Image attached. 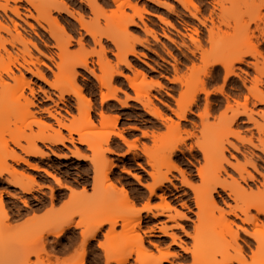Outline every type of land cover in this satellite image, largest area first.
<instances>
[{
  "label": "bare ground",
  "instance_id": "obj_1",
  "mask_svg": "<svg viewBox=\"0 0 264 264\" xmlns=\"http://www.w3.org/2000/svg\"><path fill=\"white\" fill-rule=\"evenodd\" d=\"M3 1L4 4L0 3V13L6 15L7 12H10L16 18H20L19 8L17 6L18 3L25 2L31 6L37 14L35 22L43 30H46L49 36L55 40L54 42L56 43V49L59 52L57 55L59 64L56 66L58 67L59 71L66 72L64 73L65 75H62L63 77L61 76L60 79L54 82V84H51L52 87L50 85L49 86L57 91L58 98L61 101L64 100L65 96L68 95H72L75 98V103L78 109L77 111H79L80 114L84 113L85 115V126L74 128L71 125H66L55 116L51 115L48 110H46L45 112L55 120L56 125L60 129L67 132V136H64L60 130H52L51 126H48L41 120H35L33 118L34 116H32L29 108L33 107L34 103L29 98H27L23 92L24 89L27 88L30 91L32 97L34 96V92L32 89H29L30 83L25 79L24 74L20 71V69L25 70L26 73H30L41 82L48 83L39 69L32 71L29 68V65L34 66L35 64L44 66L43 62L39 61L38 59L35 61L36 63L31 61L29 47H32V49L34 48V50H36L39 55H44L38 50L36 45L30 39H27L17 30L18 25L16 23L9 21L11 22L14 30V32H11L10 28L8 27V23L0 14V179L4 176H7L6 181L10 187L19 190L23 194H31L35 190L34 187L38 186L35 177L26 174L23 171L16 170L14 166L8 164V161L12 162V164L14 163L17 166L23 165L31 171L42 173L45 177L51 179L59 189L69 191V201L74 202V205L81 206L84 201L83 193L85 188H83V190L81 192L79 191L78 193L75 191V189L71 188L67 184H64L60 177L39 167L36 164H31L23 157L25 156L27 158L44 160L48 157V155L44 152V149L42 150L37 146L38 143L42 144L46 150L52 152V149L47 147V145L64 146L65 142L71 143L72 137L75 135L77 137L78 143L84 145L87 151L93 153V158H88L81 155L78 150L75 149L74 153H72L73 155H71L77 162H87L88 166L90 167L89 171H92L93 174L91 188L99 194L108 191H113L114 193L118 192L119 195L122 194V197H124L126 200L125 205L127 204L131 207V211L135 212V217L130 218L132 220H125L124 218L110 219L107 215L100 213L96 207H92L87 213L78 212L77 214L68 216L62 221L60 226L53 227L52 224H47L39 230L29 231V233L24 235V238L27 241V245L25 247H0V264H29L31 261H34L31 260V258L35 259L34 264H42L44 261H48L47 264H49V260H52L53 256L55 263L58 262V260H56L57 258L63 260V262L65 261L64 259L68 258L71 260V264H88L89 261L87 262V258H89V252H91L90 246L92 242L96 241L97 237L102 234L101 231L104 229V227H107L106 232L102 235V240L104 241L96 242L97 245L95 246V249L99 251V253L102 254L101 256L104 258L103 264H127L132 253H135L134 256L136 257V260L134 261L141 262L143 264H172V258H176L177 256L176 254L173 255V253H170L169 249L175 246L179 248L181 244L179 245L180 242L178 243V235L172 233L173 231L171 232L170 230L180 229L184 232V229L181 225L179 226L176 223L173 226L167 227L161 223H158L159 226L155 225L154 228L148 227L149 230L146 231L149 233V236L157 235V238L165 237L170 240L169 246L165 247L166 249L164 251H161L162 249L159 250L158 245L157 247L155 244H152V247L157 250L158 256L146 251L142 244L143 238H140L141 236L137 234L134 236L136 238H133V236L129 235L133 239L130 237L131 240L128 241V243H126V239H128L127 237L129 236L124 234L126 235L123 237V239L125 238V242L121 238L124 243L121 241L122 244H120V242L119 244H116L118 241L117 239H115L116 242H114L115 240L112 241L116 231L114 229L116 226H119V228H122V230L124 229L125 233L126 228L129 227L131 222L140 220L141 212L150 213L151 217H153L155 220L158 218H167V220L171 221H174L175 218H179V220H186L187 216L185 217V215L178 212L176 208L174 209V207L168 203V200H165V195L163 196V194H157L160 200L159 203L161 204L152 206L149 202H146L144 205L140 206V208H136L128 192L123 188L124 186H122V183L117 180L115 183L112 181L111 176L116 165L114 164V161L111 159L107 160L105 156L106 154H109L116 155L120 158L129 154L136 155L135 151L138 148L130 144L120 132L109 131L103 134L83 133L84 128L93 127V120L91 121L90 118L91 102L84 96L83 87L76 82V78H78L80 75L76 72V69L78 68L93 76L95 81L99 84L101 104L114 102L124 109L128 107L127 101H133L134 103L140 105L146 114L150 115L154 119L163 121V113H161L157 107L152 105L150 100V88H161V85H159L158 82L156 83V81L145 83L146 85L144 86V89L145 91L147 89V91L144 94H141V88L144 84L137 83V80L139 77L143 78V74L137 70L132 71V69V76H127L122 71L118 70V65H123L130 70L132 66L130 67L128 56H136L134 55L135 53L133 48H130V50L128 49V51L125 53L121 52V46L124 41L123 43H119V45H116L115 43V37L118 35L123 38V40L132 41V43L133 39L134 42L137 41V39L134 37L130 38L132 35L129 31V27L136 26V22H134L133 19L134 16H126V13H121L123 11L121 10L123 9L122 7L126 6V8H128L127 6L130 4L129 1L108 0L115 4V6L118 3L121 4L116 6V10L114 9L115 11H119H117L119 15H117L118 13L113 10H110V15H107L104 12L105 9L103 10L99 3L100 0H78L79 10L82 11L83 6L88 8L91 11V14L94 15V21L96 22L95 24H97L96 26H90L88 22L84 20L85 17L82 12L79 11L77 13L71 10L70 6L68 5V1L73 3V0ZM147 1L159 7H163L169 12H174L173 7H169V5L167 6L165 3H161L157 0ZM174 1H176L184 11V14H182L183 18L189 19L187 23H184L186 31H189L196 36L198 35L196 23L194 24V22H197L201 27L206 28L207 41L205 42L208 45V51L206 50V46H204L200 40L194 39L195 37L193 38L190 34L186 33V36L190 41V47L193 48L194 52H201L202 61H205L209 58V53H227L226 56L224 55L225 57L217 53L218 56L221 55L223 58L219 56L220 58L218 57V59L213 60V62L210 63L208 67H205V69L202 70V76L204 80L202 79L196 81L190 85L185 82L184 83L186 85H184L182 82L183 80L181 81L179 78L176 80L178 83L180 82V84H183L187 90H185L186 92L182 93L180 98L176 100L178 111H176L175 115L177 119L179 121H185L187 115L192 113V108L196 105L199 95H203L206 103L203 113H200L199 118L201 119L200 121L202 122L201 125H203V127L209 126V124L206 123H208V120L212 114V109L210 108V103H208L207 98L212 95L215 96V94L225 96L224 91L217 92L214 89L211 91L210 95L206 91L208 87L206 80L213 78V73L218 67H220L222 71V85L225 87L229 84L231 91L240 93H237L238 95L235 94V96L232 94L233 97L238 96L239 98V96L242 95V89L246 91V94L243 95V98L241 97L242 101L239 99L241 102L237 99H232L233 105H231L229 102V96H225L226 106L223 108L225 110L223 113L220 111L217 115L219 128L216 126L217 132H214V134H218V136L216 135L214 138H210V140L204 145L197 144L199 153L205 159V164L202 167L200 166V168L198 167L197 169L198 179L200 180L202 184L201 186L205 191L203 194L197 193L199 191H197V189L194 188V186L189 181L188 177H191L190 174H187L182 169L177 171V164L175 161L170 159L173 154H175L174 152H176L173 149L179 144H183V139L171 148L169 152L170 155L168 154L170 158H166V164L162 163V165H158V162L154 159L155 156L148 155L146 153V149L142 151L144 156L148 155L147 159H149V162L151 160L150 164L152 165H149L152 167L154 172L150 176L153 183L150 186L146 185L145 189L148 190V197L151 199L157 190L162 191V188H166V184L169 185L172 183L170 178H168L170 172L178 173L182 178V180H180L182 186L192 190L193 203L195 209L197 210L195 215L197 217L198 226L196 225L197 227L194 229V236H191L193 242L196 243L201 237L207 235L216 239L215 241L218 240L216 243H213L214 245H219L225 242V240L222 239H224L226 236L229 238L228 244L225 243V246L223 247L216 248L214 245L212 246L210 244L205 248H202L204 253H211L212 250H216L215 254L218 253L221 256V261L210 262L209 264H248L249 261L252 264H264V222L262 223L258 219V216L264 217V174L262 173V171H264V126H259V123L257 124V117H260V121L264 122V112H255L248 108L250 106L249 104L255 107H264V89H261L262 85L264 84V51L261 50L262 44H264V13L261 14L262 12H260L258 9L262 8L264 11V2L260 7H254V4L256 5L257 3H255L254 0H211L209 3L211 10L208 12L207 17H203L201 15L202 12L200 10V4H197L195 0ZM246 1H251L249 2L248 6L251 8L253 6V9L257 10L251 16L249 15L250 18L246 17L248 18L246 22L242 20L243 22L239 23L241 15H244V13L248 15V11H241L239 12L241 14L240 15L237 13L238 11L236 8L242 4L245 5L247 3ZM258 1V4H260V0ZM225 2H228L236 7H231V9L236 10L233 12V16L235 17L231 16L232 19L231 17H228V19L225 16V12L227 16L232 14V10L231 12L229 9L226 11L227 8L225 9ZM252 2L253 4H251V6L250 3ZM9 3H12L13 6H10ZM131 6L132 5L129 6L130 9L132 8ZM133 7L134 8L131 10L142 23L143 10L137 9L136 6ZM53 13L64 14L72 18V20L79 26V30H82L85 33V36H89L94 43L98 44L97 46H99L100 51L96 52L97 56H94L97 58L96 64L99 68V75H96L94 70L89 67L90 64L88 62V54L86 55L84 52L83 54L69 53L67 47L71 45L70 43L74 39L65 29L64 25H62L60 20L53 17ZM235 14H239L240 18ZM101 17H106L105 20L107 23L109 20H114L117 22L113 23V21L112 23L114 25L111 24L110 26L106 23L104 28H100L98 22ZM157 17V19H159V16ZM159 20L163 22V19ZM216 21L218 22L216 23ZM41 23L46 25L47 29L44 28ZM165 23L166 25L173 28L169 22ZM26 25L33 30L31 25ZM73 28L75 29V26ZM223 28L230 30L231 34L229 33V35L226 31L224 32ZM222 31L225 33V36L226 33L228 34L226 36L227 38H223L222 35H220V33H223ZM152 33L150 30L145 29V34L152 35ZM219 36H221L223 39L221 37L219 38ZM102 38L106 39L111 44L115 43L114 46L119 50L118 54L114 56L117 62L115 65H112L110 61L106 59L105 52L103 50L104 48L100 45V40ZM76 42L79 47L83 49L84 44H82V40L79 39ZM6 45H9L13 50L8 51L6 49ZM16 47H19L20 49H16ZM217 55L215 54V56H212L216 58ZM247 58H251L253 60L251 66L254 68L255 72V76L250 79H247L245 74V76H243V71H241L239 67L236 66L245 64ZM27 59L30 60L28 61ZM14 70L18 72V75L14 73ZM225 76L227 77V80L224 79ZM11 83L15 84L13 88V84L11 85ZM238 83L240 86H237ZM124 87H126L127 90L129 89L133 91V97H130L127 92H125L123 89ZM119 94L123 95L125 98H123L124 101L119 99ZM233 97H230V99ZM220 113L222 114L220 115ZM227 113H230L228 115L230 117L227 116ZM99 117V124L101 127H105V129H108L107 127H109L111 130L116 128L115 125L118 119L117 116L110 114L105 116L103 113H100ZM242 119L245 120L241 121ZM238 122L241 125H252L257 136H254L251 133L250 128V130H246L247 134H250L249 137L241 136L239 130H234V126H237ZM18 123L20 125H18ZM175 125L172 126L173 128L177 129L179 126L178 124ZM33 126L36 127V130H34ZM222 132H224V137L221 135L223 134ZM185 134L186 138L192 137L193 135V133L189 134V132ZM143 135L146 134L144 133ZM228 138H233L238 143H240L242 147H247V149H249L247 155H242L246 160L243 164L238 162L231 164L228 158L225 156L226 152H228V148L232 149L238 154L242 152L240 151L239 147L233 143H230ZM116 140L120 141V143L125 146L126 151L122 153L114 152V150L110 147V143ZM9 145H12L15 147V149L19 150L20 154L23 156L10 148ZM253 151L259 152L261 156L256 155L253 153ZM55 157L57 160L66 159V156L62 155H56ZM231 158L234 159V156H231ZM260 162L263 164V167L259 165ZM139 164H137V166H140ZM226 167H229V169H232V171L237 174V179H240L243 185L247 181L256 180L254 175L261 176L262 182L260 183L259 187H255V190L251 187L242 186L238 180L231 178V176L228 174V171L226 172ZM163 169L165 172H162ZM121 172L127 176H132L138 185H142L137 176L129 175L130 172L128 170L123 169ZM222 174L227 175L230 181H227L224 179V177L221 179V176H223ZM116 184L121 187H116ZM38 188L41 187L38 186ZM218 190L225 193L227 198L233 200L235 206L229 207L225 205V202L223 205L228 211H226L225 208L219 206L218 202L216 203V199H214V194H217ZM86 192L84 194H86ZM24 205H26L25 202H23V206ZM181 207L186 208L184 204ZM5 209L6 208L3 203L2 193L0 192V212L2 213V216L0 217V241L8 239V236H11V234L13 237V234L16 232V230H14L16 228L10 224V222H13L12 217L8 215ZM252 211L255 212V214H252ZM209 212L217 213L219 218L214 222L201 224V218ZM172 214H175V217L172 216ZM228 216L239 220L242 225L248 226L249 229L244 228L245 226H236L233 224L234 222H230V220L226 218ZM118 223L121 224L118 225ZM233 226L236 227L233 228ZM136 227L139 228L137 225ZM67 232L71 233V235L69 238H67L68 240L66 244L61 245L62 243H60L59 245L58 240ZM240 233L256 243V251H254V254L248 256L245 253L244 247L237 244V239L239 238ZM121 234H123V232ZM50 236L54 238L52 244H50L49 241L48 243L46 242L47 237L49 238ZM219 237L220 239H218ZM134 242L135 244L137 243L136 246L134 245ZM227 249L237 250L238 256L229 257ZM182 251L187 253L188 250L182 249ZM53 262L52 264H54ZM96 264L98 263L96 262Z\"/></svg>",
  "mask_w": 264,
  "mask_h": 264
},
{
  "label": "rangeland",
  "instance_id": "obj_2",
  "mask_svg": "<svg viewBox=\"0 0 264 264\" xmlns=\"http://www.w3.org/2000/svg\"><path fill=\"white\" fill-rule=\"evenodd\" d=\"M120 1H124V0H120ZM128 1L130 3L129 6L132 5L131 6L132 8H134L133 6H136L137 9L143 10L142 23L139 21L137 16L134 15V12L131 10L132 8L130 9L129 6H127L129 8L128 9L126 8L125 5H124L125 7H122L123 9L120 8L121 10H123L122 12L121 11L120 12L126 13L125 14L126 16H131V17L134 16L133 19L134 22H136V26L129 27L130 34L132 35L131 37L130 36L129 37L130 38L134 37L137 39V41L135 40L136 42H134L133 39V43H132V41L123 40V38H121L119 35L115 37L116 45L117 44L119 45V43H123L124 41V43L121 46L122 53H125L126 51H128V49L130 50V48H133L135 53L134 55H136V56H128V62L130 64V67L132 66L130 70L123 65H118L119 68L118 70L122 71L127 76H132V71L134 70H137L143 74V78L139 77L137 80V83L144 84L141 88L143 90V91L141 90L142 92L141 94H144L147 91V89L146 91L144 89V86L146 85L145 83H149L150 81L152 82L156 81V83L158 82L159 85H161V88H157V87L150 88V95H151L150 100L152 102V105L157 107L161 111V113H163L162 114L163 121L152 118L150 115L146 114V112L144 111V109H142L140 105L134 103L133 101H127L128 107L124 109H122L120 105L114 102L101 104L99 84L95 81L93 76L89 75L88 73L84 72L82 69L78 68L76 69L77 70L76 72L80 75L78 76V78H76V82L83 87L84 96L88 98L91 102L90 118L91 121L93 120L92 121L93 127L84 128L83 133L103 134L109 131L122 133V136L125 137L130 144L136 146L138 149L135 151L136 155L129 154L120 158L116 155L106 154L105 158H107V160L111 159L112 161H114V164L116 165L111 176L112 181L115 183L117 180L120 183H122V186H124L123 188L128 192L135 207L137 206V204L140 203L145 204L146 202H149L150 205L152 206L161 204L159 203L160 200L157 194L159 195L163 194V196L165 195L164 196L165 200L166 201L168 200V203L171 206H173L174 209L176 208L178 212L184 214L185 217L187 216L186 217L187 219L179 220V218H175L174 221H171V220H167V218H158L155 220L153 219V217H151L150 213L141 212L140 213L141 218L139 220L140 222L137 220L131 222L129 227L126 228L125 233H124V229L122 230V228L116 226L114 229L116 230L115 236H113L114 233L112 234V236L114 237L112 241L117 239L118 241L116 244H119V242L120 244H122L121 241L123 237H125L126 235L128 236L131 235L133 236V238H136L134 236H136L137 234L141 236L140 238H143L142 244L146 249V251L150 252L155 256H158V252L155 248L152 247V244H155L156 246L158 245L160 247L159 248L157 246L158 249L159 250L162 249L161 251H164L166 249L165 247L169 246L170 240L165 237L157 238L156 237L157 235L149 236V233L146 230H149V228H154L155 225L159 226L158 223L159 224L161 223L167 227L173 226L174 224L177 223L179 226L180 225L182 226L184 232L183 230L180 229L170 230L171 232L173 231L172 233L178 235V236L176 235L179 238L178 243L180 242L179 245L181 244L179 248L175 246L172 247L173 249L172 248L169 249L170 253H173V255L176 254L177 257L179 256L178 258L177 257L172 258L171 260L172 264L175 263L190 264V262H192V264H209L210 262L221 261V256L218 253L215 254L216 250H212L211 253H204V250L202 249L210 244L213 246L214 245L213 242L216 243L218 240L215 241L216 239L209 237L207 235L201 237L200 240L197 241L196 243H194L192 240L191 236H194L193 235L194 229L198 226L197 217L195 215L197 213V210L195 209L193 203L192 190L182 186L180 181L182 180V178L178 173L170 172L168 178H170V181L172 183L170 182L171 184L169 185L166 184V188H162V191L157 190L155 195L152 196L151 199H149L148 197L149 192L145 188L146 185L150 186L153 183L150 176L154 172L152 167L150 166L152 165L150 164L151 160L149 162L147 156L148 155L155 156L154 159L158 162L157 163L158 165H162V163L166 164L167 163L166 158H170L169 152L171 148L176 144H178V142L183 139L184 140L183 144H179V145L187 144L188 147L186 152L179 153L180 157H182V162L184 164L182 170H184L187 174H190L191 177L190 178L188 177V179L191 182V184L194 186V188H196L197 191H199L197 193L203 194L205 191L203 190L201 186L202 184L198 179L197 169L198 167L200 168V166L202 167L205 164V159L199 153L197 144L204 145L210 140V138L212 139L216 135L218 136V134L215 135L214 132L215 131L217 132L216 126L217 127L219 126L217 121L218 118L217 115L219 114L220 111H222L223 113L225 110L223 109L224 106H226L225 96H229L228 97L229 102L231 105H233L232 99H237V100L240 99L242 101L243 95L246 94V91L242 89L243 92L242 95L239 96V98L238 96L233 97V95L235 96V94L238 95L240 93L231 91L230 89L231 87L228 84L227 86L224 87L223 90L225 96H221L217 94H215V96L213 95L209 96L207 98V101L208 103H210V108L212 109L211 113L213 115L211 114L208 123H206L209 124V126L207 127H203V125H201L202 122L200 121L201 119L199 118L200 113H203V109L206 103L205 98L203 100L200 99L201 97H204L203 95H199V97L197 98L198 101H196V105L193 106L192 108V113L187 115L186 120L179 121L175 115L176 111H178L176 100L180 98V95L182 93L187 91L184 86L186 85L185 83H188L190 85L196 81L202 79L204 80L202 76V70L205 69V67H208L210 63L213 62V60L218 59V57L221 55L226 56L227 53L224 52L223 54H221L220 52L219 53L217 52L218 54L221 55L218 56L217 53H215L217 55L216 58L213 57L215 56V54L209 53L210 54L209 58L206 59L205 61H202L201 52H194L193 48L190 47V41L186 35L190 34L193 38L195 37L194 39L200 40L202 44L206 46V50L208 51V45L205 42L207 41L206 28H203L197 22H194V24L196 23V27H197L196 29L198 30V35L196 36L191 32L186 31V27L184 23L185 22L187 23L189 19L183 18L182 14H184V11L176 1L157 0L161 3L167 4V6L169 5V7L170 6L173 7L174 9L173 13L167 11V9L163 7H159L155 4L150 3L147 0H128ZM195 1L197 4H200V10L202 12L201 15L203 17L204 16L207 17L208 12L211 10V6L209 5L211 0H195ZM254 1L255 3L257 2L256 5L254 4V7L255 6L260 7L264 2V0H260V4H258L259 3L258 0H254ZM249 2L251 1H248L245 5L242 4L240 6H237V8L234 5L225 2L224 5H226L225 6V9L227 8L226 11L229 9V11L231 12L232 10V14L227 13L230 16H227L226 12H225V16L227 18L233 16V12L236 10L231 9V7L234 6L238 11L237 13L241 11L242 12L248 11L247 12L248 15H246L245 13L244 15L243 14L241 15L239 13L241 15V18L239 14L238 15L235 14L237 15V17L240 18L239 23H242L243 21L246 22L248 20V18L246 17L250 18V16L254 14L257 10V9L256 10L253 9L254 7L251 5L253 4V2L250 3L252 8L248 6ZM0 3L4 4V1L0 0ZM99 3L102 6L103 10L105 9L104 12L107 15H110L109 13L110 10L115 11L116 6L121 4L118 3L115 6V4H113L108 0H103V1L100 0ZM9 5L13 6L12 3H9ZM68 5L70 6L72 11L77 13L80 11L78 0H73V3L68 1ZM17 6L19 8L20 18H16L10 12H7L6 15H3L1 13L0 14L4 18V20H6V22L8 23V27L10 28L11 32H14V30H13V26L11 25V22L9 21L16 23L18 25L17 30L27 39H30L36 45L38 50L44 55V56L39 55L38 52L34 50V48L32 49V47H29L30 48L29 51L31 53V61L33 63H36L35 61L38 59L44 64V66L35 64L34 65L35 68L34 66L29 65V68L32 71L34 70L36 71V69H39L40 72H42V74L48 81V83H43L40 80H38L36 77L32 76L30 73H26L25 70L18 68L24 74L25 79L29 81L30 83L29 89H32L34 92L33 97L31 96L30 91L27 88H25L23 92L24 95L34 103V106L29 108V110L31 111L32 116H34L33 118L35 120H41L48 126H51L52 130L55 129L60 130L64 136H67V132L60 129L56 125L55 120L51 118L48 115V113H46L45 111L48 110L51 113V115L55 116L57 119H59L66 125H71L74 128L85 126L84 124L85 115L84 113L80 114L79 111H77L78 109L75 103L76 100L72 95L65 96L64 100L61 101L58 98L57 91L51 88L52 87L51 84H54V82L60 79V77L66 72L65 70H64L65 72L59 71L57 67L58 66L57 64H59V60L57 56L59 52L56 49V43L54 42L55 40H53L49 36L46 30H43L35 22V18L37 17V14L31 6H29L25 2H20L18 3ZM258 9L260 10V12H262L261 14L264 13L262 8H258ZM80 12H82V14L85 17L84 20L88 22L90 26L97 25L95 24L96 22L94 21V15L91 14V11L88 8L83 6L82 11ZM52 15L53 17L58 18L60 20L62 25H64L65 29L74 39L70 43L71 45L67 47L69 53L83 54L84 52L86 55L88 54V62L90 64L89 67L92 70H94L96 75H99V70H98L99 68L97 67L96 64V59H97L96 52L100 51L99 46H97L98 44L94 43L89 36H85V33L82 30H79L80 29L79 26L69 16L64 14H57V13H53ZM117 15H119V13ZM157 16H159V19H163V22L157 19L158 18ZM101 18L99 19L98 24L100 28H104L107 23V21L105 20L106 17L103 19ZM113 21L109 20L108 22L109 24L107 23V25L109 26L111 24L114 25L113 23L117 22V21L114 22ZM165 22H169L173 26V28L166 25ZM217 22L218 21H216V23ZM26 24L31 25L33 27V30L30 29ZM41 25L47 29L46 25H44L43 23H41ZM72 26L73 27L75 26V29ZM145 29L150 30L151 33L153 32L152 35L145 34ZM223 31L224 32L226 31L228 34L231 32L230 30L225 28H223ZM223 33H220V35H222V37L225 38L228 34L226 33L225 36V33L224 35ZM220 37L221 36H219V38ZM79 39H81L82 44H84L83 49L80 48L76 42ZM114 44H111L104 38L100 40V45L104 48L103 50L105 52L106 59H108L112 65H115L117 63L114 56L117 55L119 52V50L114 46ZM17 48L20 49L19 47H16V49ZM6 49L8 51L13 50L9 45H6ZM27 60L29 61L30 59ZM251 63H253V60L251 58H247L245 64L236 65L237 67H239L241 71H243V76L246 75L245 77L247 79L253 78V76H255L254 68H252ZM191 68L194 69L192 70ZM14 73L18 75V72L15 70ZM214 73L216 74V77L220 79V83L222 85L221 68L220 67L216 68ZM178 78L181 79V81L183 80L182 81L183 83L185 82L184 85L176 81L178 80ZM214 79H215L214 77L212 79H207V80L205 79L208 83L207 89L209 88L210 85L212 87V90L216 89ZM11 85L12 88L15 86L14 83H11ZM237 86H240V84L238 83ZM123 89L125 90V92H127V94L130 97H133L134 93L132 90L129 89L127 90L126 87H124ZM261 89H264V84L262 85ZM118 97L119 99H122V101H124L125 99L122 94H119ZM230 97L233 98L230 99ZM249 105L250 106L248 108L250 110H253L255 112H260V111L264 112V107L261 106L255 107L252 106L251 104ZM106 109H109L110 111ZM100 113H103L105 116H107L108 114L117 116L118 119L115 125L116 128L111 130V128L109 127H107L108 129H105V127L104 128L101 127L99 124ZM222 113H220V115ZM229 114L230 113H227V116ZM259 118L260 117H257V124L259 123L260 124L259 126L261 125L264 126V122L260 121L261 118L260 119ZM243 120L245 119H242L241 121ZM239 122L237 126H234V130H239L241 136L249 137L250 134L249 133L247 134L246 130H250V129H251L250 130L251 133L254 136H257L255 130H253L252 125L251 126L241 125ZM175 124H178L179 126L177 129L173 128L172 126ZM18 125L20 124L18 123ZM33 128L34 130H36L35 126H33ZM188 132L189 134L193 133L192 137L186 138L185 133ZM241 132L243 133V135ZM144 133L146 135H143ZM222 133L223 134L221 133L219 134H221L222 137H224L223 136L224 132ZM190 140L192 141L191 143H189ZM228 140L230 143H233L234 145L239 147L240 151L242 152L238 154L237 152H234L232 149L228 148V152H226L225 156L228 158L231 164H235L237 162L243 164L246 160L243 158L244 156L242 155L243 154L247 155L249 149H247V147H242L240 143H238L233 138H228ZM9 146L10 148H12L17 153L20 154L19 150L15 149V147H13L12 145ZM37 146L42 150L44 149V152L48 155L46 159L39 160V159L27 158L22 154L20 155L23 156L26 160H28L31 164H36L39 167L60 177V179L64 184H67L71 188L75 189V191H77L78 193L79 191L81 192L83 188H85L84 193L86 191L87 192L86 194L83 193L84 201L81 206L74 205V202L69 201L68 193L70 194V192L59 189L51 179L45 177L42 173L31 171L23 165L17 166L14 163L12 164V162L8 161V164L14 166L16 170L23 171L26 174L35 177L37 185L40 186L41 188L35 186L34 187L35 190L31 194H23L19 190L14 189L8 185L6 181L7 176H4L3 178L0 179V192L2 193L3 203L6 208L5 210L8 213V215L12 217L13 222H10V224L14 226V228H16L14 229L16 230V232L13 230L15 232V234H13L14 235L13 237L11 234V236H8V239H4L0 241V247H13V246L25 247L27 245V241L24 238V235L26 233H29V231L39 230L40 228H42L47 224H52L53 227L60 226L62 224V221L68 216L72 214H77L78 212L87 213L89 209L92 207H96L100 213L107 215L110 219L124 218L125 220H128L130 218L135 217L134 215L135 212L131 211V207L127 204L125 205L126 200L124 197H122V194L119 195L118 192L114 193L113 191H108L99 194L96 193L91 188L92 186L91 183L93 182L92 180L93 174L92 171H89L90 167L88 166L87 162H77L74 160V158L71 155H73L72 153H74L75 149H77L81 155L86 156L88 158H93V153L87 151L84 145L79 144L77 137L75 135H73L71 143L65 142L64 146L47 145V147L52 149L53 154L51 151L46 150L44 146H42V144L38 143ZM110 147L114 150L115 153H119L121 152L120 150L122 149V144L120 143V141L116 140L110 143ZM145 149L147 150L146 151V153L148 154L147 156H144V154H142V151ZM174 153L175 154H173V156L170 158L173 161H174V157L177 154L176 152ZM253 153H255L258 156L259 155L261 156L259 152L253 151ZM56 155L66 156V159L57 160V158L55 157ZM231 156H234V159L236 160L231 158ZM137 164H139L140 166H137ZM259 165L263 167V164L261 162L259 163ZM123 169H126L130 173H133L132 175L137 176V178H139V181L142 185H138V183L135 181V179L132 176H127L123 174L121 172ZM227 171L228 174L231 176V178H234L235 180H238L241 183L240 179H237L238 178L237 174L234 173L232 169L226 167V172ZM162 172H165V170L163 169ZM262 173L264 174V171H262ZM254 176L256 180L247 181L244 185L243 183H241L242 186L251 187L254 190L256 186L259 187L260 183L262 182V178L259 175H254ZM222 177H224V179H226L227 181H230L227 175L224 174L223 176H221V179ZM117 186L118 185L116 184V187ZM120 187L121 186H118V188ZM214 197H215L214 199H216V203L218 202V205L221 206L222 208H225V206L223 205L225 202H226L225 205L229 207L235 206L233 200L227 198L226 194L220 190H218L217 194H214ZM23 202H25L26 205L23 206ZM183 204L186 206V208L181 207ZM226 211L228 210L226 209ZM251 213L255 214V212L253 211ZM1 214L2 213L0 212V217L2 216ZM172 216L175 217V214H172ZM258 217L257 218L263 223L264 217L263 216H258ZM218 218L219 215L217 213L209 212L206 213L201 218L200 222L201 224H207L210 222H214ZM226 218L230 220V222H234L233 224H235L236 226H240V227L245 226L244 228L249 229L248 226L242 225V223L239 220H236L233 217L228 216ZM120 224L121 223H118V225ZM136 225L139 226V228H137ZM235 227L233 226V228ZM105 232H106V228L104 227V229H102L101 231L102 234H100L97 237L96 241L92 242L90 246L91 252H89L88 255L89 258H87V262L89 261L88 264H96V262L98 264H103L104 258L103 256H101L102 254L95 249V244H97L96 242L98 241L99 242L104 241L102 240L103 238L102 235ZM122 232L123 234H121ZM70 235L71 233L69 232L62 235L61 238L58 240L59 245L60 243H62L61 245L66 244L68 240L67 238H69ZM131 236L127 237L129 240L126 239L127 240L126 243H128V241L131 240L130 239ZM218 239H220V237ZM53 240L54 238L50 236L49 238L47 237L46 242L48 243L49 241V243L52 244ZM222 240H225V242L219 245L215 244L214 247L219 248L225 246V243L228 244L229 238L226 236ZM123 241L125 242V238L123 239ZM114 242H116V240ZM136 244L134 242L135 246ZM237 244L244 247L245 253L248 256L254 254V251H256L255 249L256 243L251 239H249L248 237L244 236L242 233H240L239 238L237 239ZM182 249H187L188 251L189 249H191V251L189 252L187 251V253H184ZM227 251L229 257L238 256L237 250L227 249ZM134 255L135 253H132L129 260L132 261V264H140L141 262L134 261L136 260V257ZM53 259L54 256L52 257V260H49L50 261L49 264H52V262L54 261ZM67 259L68 258L64 259L65 261L63 262V260L57 258L56 260H58V262L57 261L56 262L59 264L62 262H63L62 264H71V260L70 259L67 260ZM31 260L35 261L34 258L33 259L31 258ZM34 261H31L29 264H34ZM47 262L48 261H44L42 264H47ZM53 263L57 264L55 263V261ZM164 264H169V263H164ZM248 264H252V263L249 261Z\"/></svg>",
  "mask_w": 264,
  "mask_h": 264
},
{
  "label": "snow or ice",
  "instance_id": "obj_3",
  "mask_svg": "<svg viewBox=\"0 0 264 264\" xmlns=\"http://www.w3.org/2000/svg\"><path fill=\"white\" fill-rule=\"evenodd\" d=\"M261 50L264 51V44H262ZM213 77L215 78L214 79V83L216 85L215 91H217V92L223 91L224 90V86L221 85L220 79L218 77H216V74L215 73H213ZM224 79L227 80V77L225 76ZM206 91L208 92L209 95L211 94V91H212L211 85L209 86V88ZM200 99L203 100L204 97H201ZM191 142L192 141L190 140L189 143H191ZM187 147H188L187 144H184V145H178L176 148L173 149L177 153L176 156L174 157V161H175V163L178 166L177 167V171L181 170L184 167V164L182 162V157H180L179 153L180 152H186ZM120 151L122 153L123 150L121 149ZM129 175H132V173H129ZM189 251H191V249H189ZM127 264H132V261L129 260L127 262ZM190 264H192V262H190Z\"/></svg>",
  "mask_w": 264,
  "mask_h": 264
},
{
  "label": "crops",
  "instance_id": "obj_4",
  "mask_svg": "<svg viewBox=\"0 0 264 264\" xmlns=\"http://www.w3.org/2000/svg\"><path fill=\"white\" fill-rule=\"evenodd\" d=\"M122 144V143H121ZM122 152H124V151H126V148H125V146L122 144ZM92 184V183H91ZM68 195H70L69 193H68ZM142 205H144V203H140V204H137V206L136 207H138V208H140V206H142ZM145 214V213H144ZM145 217H146V215H145ZM106 229H107V227H105ZM97 244H95V246H96Z\"/></svg>",
  "mask_w": 264,
  "mask_h": 264
}]
</instances>
